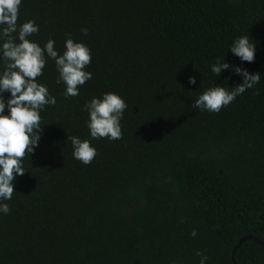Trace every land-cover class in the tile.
<instances>
[{"label":"trees","instance_id":"1","mask_svg":"<svg viewBox=\"0 0 264 264\" xmlns=\"http://www.w3.org/2000/svg\"><path fill=\"white\" fill-rule=\"evenodd\" d=\"M29 20L42 48L54 40L62 55L68 34L89 47L92 79L65 98L50 58L37 78L56 104L40 112L38 146L0 201L10 207L0 264H200L198 252L234 264L240 237L264 242V0H22L18 27ZM243 35L254 62L230 50ZM217 58L260 83L219 113L193 108L207 89L243 81L213 74ZM109 92L128 105L123 138L92 139L84 105ZM68 136L89 140L96 158L76 160ZM234 260L264 264V246L245 240Z\"/></svg>","mask_w":264,"mask_h":264},{"label":"clouds","instance_id":"2","mask_svg":"<svg viewBox=\"0 0 264 264\" xmlns=\"http://www.w3.org/2000/svg\"><path fill=\"white\" fill-rule=\"evenodd\" d=\"M21 3L22 0H0V39L4 40L0 52L5 61V70L0 74V201L12 199L16 177L26 172L23 161L38 146L44 130L40 112L46 106L56 104V98L49 94L48 88L37 82V78L43 75L47 59L55 61L59 73L56 83L66 85L65 98L78 96L79 86L92 79V73L85 70L91 64L90 48L81 42H74L71 34H68L66 51L62 55L55 50L54 40L49 39L43 48L31 41L28 37L38 34L39 26L29 20L18 27ZM81 31L85 35L88 33L87 29ZM252 41L249 35L240 36L230 50L242 62H254L256 44ZM230 69L243 77L242 83L231 90L218 85L207 89L195 100L193 108L219 113L237 96L260 83L261 74H252L238 66L222 63L220 58L211 66L212 73L217 77L222 71ZM189 83L196 84V78L189 77ZM5 92L11 94L6 102ZM84 107L89 113L87 127L92 139L123 138L120 121L128 105L119 95L109 92L102 99L93 97ZM68 140L71 141L72 155L76 160L88 165L96 158L97 150L89 140L82 141L77 136H68ZM0 212L8 214L9 205L0 203ZM191 235H196L195 230ZM197 255L201 256L200 264H205L207 257L200 252Z\"/></svg>","mask_w":264,"mask_h":264},{"label":"water","instance_id":"3","mask_svg":"<svg viewBox=\"0 0 264 264\" xmlns=\"http://www.w3.org/2000/svg\"><path fill=\"white\" fill-rule=\"evenodd\" d=\"M245 240H253V241H255L256 243H258V244L264 246V242H263V241H261V240L255 238V237H253V236H251V235H244V236L240 237L239 240H238V242H237V244L232 248V251H231V258H232V261L234 262V264H237V262L234 260V252H235L236 248H237L242 242H244Z\"/></svg>","mask_w":264,"mask_h":264}]
</instances>
